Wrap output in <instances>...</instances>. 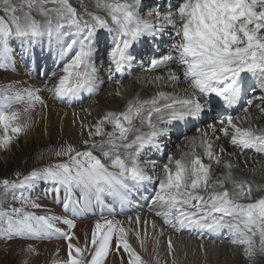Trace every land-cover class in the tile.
Wrapping results in <instances>:
<instances>
[{
	"label": "snow or ice",
	"instance_id": "snow-or-ice-1",
	"mask_svg": "<svg viewBox=\"0 0 264 264\" xmlns=\"http://www.w3.org/2000/svg\"><path fill=\"white\" fill-rule=\"evenodd\" d=\"M47 3L54 7H45ZM92 5L94 11L81 0L78 12L70 0H0V70L14 69L17 56L24 61L36 57L37 49L53 58L59 69L51 73L55 77L51 87H18L19 82L0 85V151H8L15 139L34 127L37 107L48 106L41 92L69 105L83 93L97 94L101 80L96 60L102 50L111 79L137 62L144 67L143 45L159 48L167 36L174 42L166 53L148 55L145 70L167 68L168 72L149 82L175 87L183 80L187 87L180 92L158 90L147 98L136 94L123 110L105 111L95 123L80 121V134L84 136L86 130L87 136L81 141L84 150L67 144L54 153L67 160L33 168L22 179L17 172L16 180H0V241L10 249L15 242H24L18 264H30L40 255L28 241L53 239L65 241L67 253L65 259L54 258L51 264H106L110 254L121 248L127 253V264H147L128 241V233L134 231L146 252L147 227L143 236L139 230L126 229L115 219V205L122 212L134 204L142 188L147 191L158 184L149 210L165 225L174 231H206L217 236L226 230L229 242L241 249L249 264H255L257 256H264V195L254 197L253 193L264 191V185L254 188L248 180L237 178L233 170L240 165L232 160L223 161L226 171L213 181L212 164L204 163L203 157L220 165L226 149L221 146L215 151L205 128L197 129L198 145L196 137L190 139V153L179 158L169 155L159 170L155 161H144L141 154L149 147L159 150L160 138L168 137L174 124L220 117L219 127L207 123L212 134L221 132L241 154L251 149L264 156V127L253 125L249 112L255 105L264 115V0H179L166 9L147 0H92ZM16 42L19 51L13 46ZM114 94L123 95L119 87ZM237 106L245 113L244 119L229 111ZM84 111L91 115L90 110ZM197 146L203 148V156L195 151ZM243 163L247 166L248 161ZM40 182L51 186L54 201L73 217L100 210L83 241L74 231L75 219L68 215L50 209L43 215L26 210L42 207L26 194ZM9 194L19 207H5L3 201ZM128 223H133V217H128ZM135 223H141L139 214ZM151 227L155 233L154 220ZM163 235L161 228L158 236ZM167 246L169 254H174L171 237ZM200 247L204 249L203 244ZM172 264H176L174 255Z\"/></svg>",
	"mask_w": 264,
	"mask_h": 264
},
{
	"label": "bare ground",
	"instance_id": "bare-ground-1",
	"mask_svg": "<svg viewBox=\"0 0 264 264\" xmlns=\"http://www.w3.org/2000/svg\"><path fill=\"white\" fill-rule=\"evenodd\" d=\"M77 10H81V0H71L70 1ZM90 0H84V3L87 5ZM166 73L153 74L151 76L141 75L135 77L134 80L124 83L120 86V90L123 93L122 96H116L115 90L117 86H106L91 105L82 108L80 111H73L67 108L56 105L51 102L49 99L47 101L46 108L37 107L36 112L33 114L35 125L27 134V139L30 140L36 138L39 143L48 142L51 138L55 140H63L69 144L79 145L81 141L86 137L85 135L81 136L80 123H78L77 116L80 118V121L85 123H92L95 118H99L105 111L113 110L120 111L122 110L128 99L132 98L134 95L139 94L141 98H147L158 90L164 91H177L180 92L183 88L182 85L171 86L165 85L163 82H158L153 84L149 82L152 77L156 75H165ZM4 78V74L0 73V79ZM4 79H7L5 77ZM85 109L90 110L91 115L88 112L84 111ZM76 113L74 117L73 113ZM74 119L76 123H73ZM252 124L262 125L264 124V118L258 117L256 112H253L251 115ZM33 140V139H32ZM33 142V141H32ZM189 139L180 142L178 145L171 146V152L178 151L180 148L182 151H188L190 149ZM233 153V152H230ZM224 160H232L233 163H238L240 166L233 170L234 175L237 178H242L245 180L253 181L257 184H264V168L260 167L261 164L255 163V160L249 158H241L237 154L233 156H224ZM247 160L248 164L245 166L243 161ZM3 161L9 162L7 158H4ZM250 169H256L255 172L250 171ZM226 171L224 166H220L216 172V175H220L221 178L223 173ZM144 219L141 220V229L139 230L136 227L135 220L132 224L128 223V219H125L124 223L126 229L132 228L139 230L141 235H144L145 224L143 223ZM146 225L148 231V238L146 240L147 251L145 252L140 248L139 241L136 238L135 232L130 231L128 233V240L133 244V246L142 254L144 260L147 264H156V254L158 253L159 264H172L171 259H169L168 254L166 253L165 240L166 237L158 236L160 230V223L156 222L157 228L155 233L151 227V221ZM85 227L79 225L76 229L77 235H80L85 231ZM94 227V222L91 223V230ZM90 230V233H91ZM154 239H159V244H154ZM172 242L175 247V252L172 254L176 260V264H248L249 261L243 256L241 249L233 248L230 246H220L213 243H198L192 240H189L184 237H172ZM83 241V240H82ZM23 242H15L12 244L10 249L8 245L4 242H0V246L5 249H9L11 254L15 257L21 258L19 253V247ZM204 245V249H201L200 245ZM40 255L38 257H33L30 264H50L51 261L56 259H64L66 247L63 243H57L54 245L48 246H38ZM57 248H59V254L56 256ZM207 252V256H205ZM5 253V252H4ZM122 261V259H120ZM106 264H121L117 258L113 255L108 257ZM255 264H264V256H257Z\"/></svg>",
	"mask_w": 264,
	"mask_h": 264
},
{
	"label": "rangeland",
	"instance_id": "rangeland-1",
	"mask_svg": "<svg viewBox=\"0 0 264 264\" xmlns=\"http://www.w3.org/2000/svg\"><path fill=\"white\" fill-rule=\"evenodd\" d=\"M27 134L15 139L8 151H0V180L4 178L9 180L15 179L17 172L23 175L34 167L45 163H51L53 161L63 162L67 160V157H57L54 154L55 151L69 144L66 141L51 138L44 144L41 141L39 143L33 137V140H28L26 137ZM74 146L77 148L79 145ZM4 158H7L9 162L6 161L5 163L3 161ZM19 259L13 256L9 249L0 246V264H18Z\"/></svg>",
	"mask_w": 264,
	"mask_h": 264
}]
</instances>
